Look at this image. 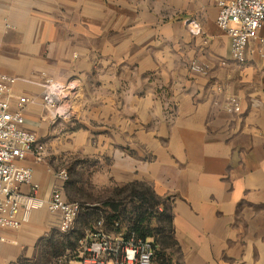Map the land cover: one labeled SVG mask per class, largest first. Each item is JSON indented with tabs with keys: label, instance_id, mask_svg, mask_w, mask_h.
<instances>
[{
	"label": "crops",
	"instance_id": "1",
	"mask_svg": "<svg viewBox=\"0 0 264 264\" xmlns=\"http://www.w3.org/2000/svg\"><path fill=\"white\" fill-rule=\"evenodd\" d=\"M216 15L212 0H0L9 108L29 101L23 127L44 147L19 165L43 203L80 205L76 250L98 206L86 187L143 186L169 218L153 264H264V25L238 64ZM47 78L75 86L69 120L44 108ZM61 228L45 207L0 227V264L37 263Z\"/></svg>",
	"mask_w": 264,
	"mask_h": 264
},
{
	"label": "built area",
	"instance_id": "2",
	"mask_svg": "<svg viewBox=\"0 0 264 264\" xmlns=\"http://www.w3.org/2000/svg\"><path fill=\"white\" fill-rule=\"evenodd\" d=\"M212 1L217 8L215 24L230 39L231 58L243 64L245 49L257 39L258 31L264 25V0ZM12 83L13 79L0 75V227L18 229L33 211L45 207L50 213L60 215L62 233L69 234L74 229L80 205L67 202L59 191L53 192L50 200L43 203L36 196L38 186L33 183L31 170L19 165L28 158L35 163L42 162L44 147L23 127L22 110L29 101L20 98L15 110H10ZM43 89V106L54 121L69 120L68 101L75 86L47 78ZM56 175L63 182L68 179L64 170ZM22 187H28L29 192L24 193ZM156 250L151 239L141 240L133 233L125 237L124 231H107L103 221L99 220L80 242L77 259L78 264H153Z\"/></svg>",
	"mask_w": 264,
	"mask_h": 264
},
{
	"label": "rangeland",
	"instance_id": "3",
	"mask_svg": "<svg viewBox=\"0 0 264 264\" xmlns=\"http://www.w3.org/2000/svg\"><path fill=\"white\" fill-rule=\"evenodd\" d=\"M73 181L80 180L81 178L79 176L72 177ZM87 191V197L89 198V202L92 203V200H95L93 202L97 203L100 207L98 208L97 214L92 217V221L95 220H104L108 228L111 230V220L115 218V221H119L121 224L126 223L130 219V214L132 211H136L135 209L138 208L137 202L134 203L131 201L126 195L128 194V189L125 191H115L109 194L108 196H105L101 198L97 192H94L91 188L86 187ZM71 199L77 200V195L75 193L70 194ZM106 202H111L112 205L116 206L117 210L115 212H111L109 209L103 208L102 205ZM165 225V217L159 216L155 218H151L150 221L146 223V227L149 230V240L151 239L153 243H162L164 244L167 239L162 240L161 236L159 235V232L164 231L168 233L167 229H161ZM78 237V234L71 233L70 235H64L60 237L59 243H52L48 246L46 254L41 255V257L38 259L37 263L35 264H67L66 258H69L70 260H74L77 258V250L73 247L75 238ZM164 238H167L165 236ZM168 244V242L166 243ZM158 245L159 250H161ZM66 248H70L71 251L69 253H62ZM66 252V251H65ZM63 254V255H62ZM75 263V261H73ZM25 264V263H24Z\"/></svg>",
	"mask_w": 264,
	"mask_h": 264
},
{
	"label": "trees",
	"instance_id": "4",
	"mask_svg": "<svg viewBox=\"0 0 264 264\" xmlns=\"http://www.w3.org/2000/svg\"><path fill=\"white\" fill-rule=\"evenodd\" d=\"M126 189L129 190L126 197H128L134 203L137 202L138 208L135 209L136 210L135 212L132 211V213L130 214V219L124 224H121L120 220L115 221L114 220L115 218H113V220L110 221L111 222V228L113 229L112 231H114V232L124 231L125 237H127L130 233H133L135 236H137L141 240L148 239L149 238V234H148L149 230L146 227V223L148 221H150L151 218L162 216V217H165V225L163 227H161V229H167L168 228V233L161 231V232H159V235L162 237L165 234H170L169 218H168V216L165 215V213H159L158 212V208L160 207L161 203L152 194V192L148 188L143 187V186H131V187L123 188V189H116L113 192L119 191V190L125 191ZM99 207L100 206L98 205L97 207L93 208L90 211L91 212V216L89 217L90 220H92V217L95 216V214H97ZM102 207L109 209L111 212H115L117 210L116 206L112 205L111 202H106L105 204L102 205ZM99 220H101V219H99ZM99 220H95L91 224L89 229L92 227V225L96 221H99ZM102 221H103L104 228L107 231H111L108 228V226L106 225L105 221L104 220H102ZM115 225H117V227ZM153 244L155 246H157L155 243H153ZM68 249H70V248H68ZM65 251H66V247L62 253L64 254ZM70 251H71V249H70ZM158 256H160V255L157 253V250H156L155 257H158Z\"/></svg>",
	"mask_w": 264,
	"mask_h": 264
}]
</instances>
